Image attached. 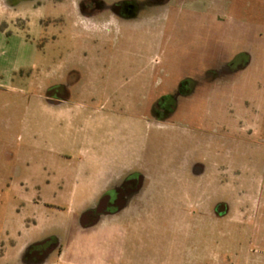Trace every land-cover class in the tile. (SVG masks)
<instances>
[{
	"label": "rangeland",
	"instance_id": "obj_1",
	"mask_svg": "<svg viewBox=\"0 0 264 264\" xmlns=\"http://www.w3.org/2000/svg\"><path fill=\"white\" fill-rule=\"evenodd\" d=\"M247 259L264 264V0H0V264Z\"/></svg>",
	"mask_w": 264,
	"mask_h": 264
},
{
	"label": "flooded vegetation",
	"instance_id": "obj_2",
	"mask_svg": "<svg viewBox=\"0 0 264 264\" xmlns=\"http://www.w3.org/2000/svg\"><path fill=\"white\" fill-rule=\"evenodd\" d=\"M182 88V87H181ZM170 98V97H169ZM173 99H177V96H173ZM163 108V107H161ZM165 110V109H163ZM128 179H126V185L124 186V188L119 189L118 192V198L116 199H108L106 200V204L110 205V209L111 212L109 213V215H117V214H122V212H125L126 210H128V207H124L125 205L127 206L128 204L126 203V199H127V195L125 193V195L123 196L122 193L124 192H130V193H138L142 191L143 189V184H144V177L142 175H137L136 177L133 176H128ZM137 194V195H138ZM140 195V194H139ZM137 196L133 199V201L136 203L137 200V204L139 203L140 199L139 197L141 196ZM120 197V198H119ZM142 198V197H141ZM124 201V202H123ZM124 205V206H123ZM106 211V209L104 210V212ZM128 212V211H127ZM105 214L107 215V213L105 212ZM136 216V214H135ZM63 251H61L60 255L62 256ZM239 255V254H238ZM242 257V256H241ZM243 264H251L250 259H247L246 262H244Z\"/></svg>",
	"mask_w": 264,
	"mask_h": 264
}]
</instances>
